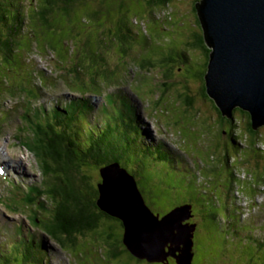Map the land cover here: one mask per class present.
<instances>
[{"label": "rangeland", "instance_id": "obj_1", "mask_svg": "<svg viewBox=\"0 0 264 264\" xmlns=\"http://www.w3.org/2000/svg\"><path fill=\"white\" fill-rule=\"evenodd\" d=\"M46 6L48 7L46 0H0L1 17L5 16L7 21L11 22L19 14L23 19V33L18 37L14 33V44L17 50L9 59L0 58V163L7 162L10 156L11 166H16V162L19 161L27 171L15 169L8 176L23 179L19 181L25 185L37 186L35 191L37 201L44 202L41 208L45 213L39 210L41 219H48L45 214L52 217L55 203L50 200L52 198L50 193L46 196L38 194L44 183L50 184L51 175L45 176L46 182L43 180L40 170L42 157L39 149L32 145V140L34 139L35 142L37 137L30 118L33 117L32 110L35 104L39 106V102L37 103L29 94L37 97V90L31 84L37 87L39 92L42 91L40 102L45 108L53 109L57 106V109H61L65 101L78 96L75 89L80 90L81 86L80 81L76 79L81 76L84 85L82 90L86 95L94 97L92 100L94 109L87 115L84 123L88 129L87 138L84 135L76 136L78 150L90 147L89 128L93 127V122H97L95 105L98 106L99 99L105 107L111 109L107 91L113 90L111 88L113 86L127 87L133 98L142 104L132 101L135 121L143 130L140 136L146 143L156 145L160 141L165 147L162 145L163 148H161L159 144L152 149L143 146L142 139L132 130L131 134L137 138V141L130 146L120 143L118 149L136 154H133L130 161L122 163V166L128 172L137 168L138 180H140L137 183L138 187L145 203L154 213L163 214L175 206L195 199L191 202L194 210L191 211L192 217L188 222L195 224V231L197 225L203 229L204 223L209 232L204 231L198 239L195 236L196 246L193 248L195 257L192 264H233L229 262V254L233 253L232 250L239 249V246L256 252L257 257L262 258L264 253L262 247L245 241L240 244L225 224H228L226 211L235 212L234 215L240 222L235 220L237 224L234 228L241 227L240 223L243 226L248 225L254 228L253 234L264 237V175L262 185L258 186L255 181L258 172H262L263 165H260L257 173L253 174L252 171L255 167V154H264V148L260 147L262 151L257 152L252 148V151H249L247 147L248 149H242L246 151L245 157L241 153L242 150L238 152L237 160L241 161H228L230 168L243 164L241 168H237L238 173H234V178L239 179L240 182L235 180L232 186L229 185L230 174L226 172V164L223 160L228 152L221 144L225 137L217 136L218 130L226 129V123L220 124L217 128L216 122L220 119L214 108L210 107L211 101L203 102L200 95H197L196 91L200 83L195 78L202 67L196 62L200 60L202 52L198 49H186L185 43L190 37L186 28L193 30L199 27L192 10L191 0H173L166 11H156L155 18L147 15L144 2L127 0V3L123 2L120 11L124 13L128 10L127 18L124 20L128 21L127 28L134 33L135 38H118L113 35L107 36L103 41L99 39L100 25L104 24L105 30L107 27L105 25L109 24L108 21L115 18L114 13L119 14L118 8L110 11L108 19L105 14L98 15L96 19L86 15L96 8L92 2H88L86 7L77 8L68 16L59 11L55 14L53 11L54 13L44 16L48 18L44 23L42 13L47 10ZM115 7H119V4ZM134 13L138 16L130 18ZM52 19L55 23H52ZM49 40L52 42L49 43ZM184 53L188 58L186 60L181 56ZM169 62H175L172 63V73L180 75L176 84L172 81L167 83L163 77L171 71ZM35 71H38V74H34ZM184 77L187 79L181 80ZM182 82L192 93L193 98L189 105L186 102L187 94ZM39 83L45 88L39 87ZM18 88L20 90L16 92ZM21 109L27 112L23 113ZM101 109H99L100 119L107 123L109 115L102 113ZM22 114L24 116L29 114V118H20ZM52 117L50 121H53ZM229 124L235 131L233 132L235 138L246 140L247 143L249 133L245 116L235 112L233 121ZM75 128L76 126L73 125V130ZM96 132L98 133L97 130ZM118 133L122 137V133L125 132L122 130ZM258 133L259 136L256 138L258 144H264V126ZM20 138L24 142H19ZM71 138H73L72 133ZM84 140L85 145L82 146ZM215 140L218 141L219 146L221 144V150L218 149ZM17 142L27 145L29 151ZM256 145L255 148H257ZM262 158L264 159V157H258L257 160ZM217 163H220L222 170L220 166L216 167ZM234 163L236 166H232ZM84 171L86 175H91L93 185H96L100 178L99 175L97 176V170L93 168ZM218 171L221 173L216 176ZM244 173L251 176V183L248 184ZM6 184L8 188L4 190L3 181L0 180V197H4L2 203L6 211L19 210L24 217H27L29 211L19 203L21 190L12 182H6ZM251 194L253 196L250 199L257 206L252 209L248 206L249 197L247 196ZM199 199L202 202L201 208L197 203ZM0 213V220L3 222L0 226L12 225L6 218L21 219L26 222L18 213L7 216L1 205ZM209 214L219 221L216 223L212 217L208 216ZM40 217L37 213V218L40 219ZM107 224L114 223L108 221ZM47 225V222L42 221L38 227L34 226L31 230H23L19 226L0 228L2 246L0 264H35L26 255L27 253L33 255L42 264H137L126 254L116 258L105 255L107 248V245L103 243L105 240L94 239L93 233L87 231L84 235H75L76 238L70 241L75 246V250L71 249L68 243L63 242L69 255L64 252L54 255L33 249L36 241L33 231L43 230ZM230 228L233 227L230 226ZM240 234H245L243 228ZM47 238L51 246L58 248L59 238ZM104 255L105 257L100 261L98 258ZM234 257L236 261H240V257L235 256V253ZM257 257L252 259L245 256V260L255 262ZM14 258L16 261L13 260ZM236 261L234 264H237ZM251 261L247 262L254 264ZM240 262L246 263L244 260Z\"/></svg>", "mask_w": 264, "mask_h": 264}, {"label": "trees", "instance_id": "obj_2", "mask_svg": "<svg viewBox=\"0 0 264 264\" xmlns=\"http://www.w3.org/2000/svg\"><path fill=\"white\" fill-rule=\"evenodd\" d=\"M142 1L145 5V10L147 12V15L150 18H155L156 11H166V8L170 7V4H172L173 0H136V2ZM199 0H191L192 2V10L195 15L196 21L198 23V28L196 29H189L186 28L189 32V41L186 42V49H198L202 52V56L200 57V60H198V63L202 68L201 72L198 74V76L195 78L198 83H200L197 92V95H200L203 102L206 100H210L212 103L215 112L217 113L219 119L218 122H216L217 128L220 126V124L226 123V129L225 130H218L217 136L222 139L223 146L226 147V153L223 157V160L226 164V172L228 171L230 174V184L233 185V181L237 180L240 182L239 179L234 178L235 174L238 173L239 170L237 168H241L243 165H234L236 167H229L228 161L233 160L235 162H239L241 160H237L238 152L242 149H248L249 151H252L254 149L257 152H260V147L262 149L264 148V144L259 143L256 139L257 136H259V129L256 131H253L250 128V119L249 115L246 112H243L237 108H235L232 111L231 118H225L223 117L219 110L217 109L214 102L211 100V98L206 94L205 92V85H204V74L206 72L207 63H208V55H209V49L207 48L205 42H204V36L203 31L201 28V25L199 23V20L196 15L195 11V3ZM88 2H92L96 7L94 10H91L86 14L88 17L96 18L98 15L105 14L106 19L109 17V14L112 12L114 8L119 9V14L114 13L115 18H112L109 22V24L105 25L107 26L105 30L103 29L104 24L100 25L99 29V39L100 41H103L107 36H113L118 38H135L133 35L134 33L131 32L127 27L128 21H125L124 18H127L128 10H126L124 13L120 11V8L123 7V2L127 3V0H46V3L48 4V8L43 15V22L46 23V20L48 18L44 17L45 15L49 13H57L59 11L60 13H63L65 15H69L71 12L76 10L80 7H86ZM129 2V1H128ZM119 4V7H115ZM54 11V12H53ZM111 11V12H110ZM1 12V11H0ZM122 16L120 18V16ZM138 16L137 13H134V15L130 16V18H135ZM166 16V14H165ZM116 19V20H115ZM124 20V21H123ZM52 23L54 22V19H52ZM50 23V25H52ZM50 29V27H48ZM16 37L19 36V34L23 33V19L18 14V17L14 18L11 22L7 21V17H1L0 16V58L2 60H6L11 58V56L14 54V52L17 50L14 44L15 41V35ZM52 42V40H49V43ZM185 50V49H184ZM176 51V50H174ZM3 56V57H2ZM183 59H188L187 56L184 54H181ZM171 63V71L167 76H163L167 83L169 81L176 82L178 81L179 74L172 73V63L175 62H169ZM186 63V62H185ZM178 64V63H176ZM145 65V64H143ZM180 66V64H178ZM174 77V78H173ZM187 78H181V80H185ZM183 87L185 88V94H187L186 102L189 105L191 103V99L193 98L191 95V90L189 87L182 82ZM20 89H24V87H20ZM19 88L16 89V92L20 90ZM31 94V93H29ZM13 95V94H11ZM14 96V95H13ZM206 103V102H205ZM73 105V104H72ZM235 112H240L243 116H245L246 120V128L247 132L249 133V140H241L240 138H235L233 132H235L229 123L233 121V114ZM52 117L53 121L46 120L44 124L38 123L39 125L33 124V127L35 129V135L37 137L36 141L34 142V139L32 140V145L34 148H38L40 155H41V167L43 170L44 175L51 174V187L49 189V193L51 194V197L55 200V207L52 210V220L48 223L47 226H45V231L47 235L53 239L59 238V244L60 247L65 250V247L63 246V242L66 244L68 243V246L71 247V249L75 250V246H73L70 241L73 238H76L75 235H84V233L91 232L94 235V239H104L103 242L105 245H107V248L105 249V255H109L111 258H116L118 256L122 255H128L131 257L132 260L136 261L137 264H140L139 260L133 258L124 248V246L121 243L122 239V224L118 219L112 218L111 216L105 214L102 212L97 206L95 201L98 199V190H97V184L101 182V179L99 178V181L96 183V185H93L94 181L91 180V175H86L85 171L86 169H95L97 170V176L99 175V169L102 167H105L106 165L110 163H118L121 167L122 163H125L127 161H130V159L134 156L133 154H136L135 152L132 153L131 151H121L118 149V145L120 143H123L125 145H131L137 141V138L131 134L132 130L135 131V129H132L127 125V123L123 124L124 132L122 133V137H120V134L118 133V123L120 120L118 119L114 125L107 126V129L104 133H102V136H96V141L91 142L90 141V147L86 148L85 150H78L76 147V144L74 142V139L71 138L72 132V125L75 121L74 115H66L65 113L61 112V110L55 111V114ZM126 116V115H125ZM230 126V127H229ZM115 132H117L115 134ZM76 134V133H75ZM129 134V135H128ZM95 135H92L94 138ZM217 142L218 149L221 150V144L219 146L218 141ZM38 142V143H37ZM258 144V145H256ZM255 145L257 148H255ZM252 148V149H251ZM231 152L229 153V151ZM217 152V151H216ZM242 154H244L243 157H245L246 151L242 150ZM161 155V154H160ZM160 155H158V158L161 159ZM261 157H264V154H255V167L252 169L253 174L257 173L259 171L260 165L262 166V172H258L257 179L255 181L258 183V186L262 185L263 183V175H264V162L263 158L260 160H257ZM239 159V158H238ZM241 159V158H240ZM237 160V161H236ZM135 165V164H134ZM137 166V165H135ZM220 166V170H222V167L220 163H217L218 167ZM138 167V166H137ZM124 168V167H123ZM213 170V169H212ZM215 170V168H214ZM213 170V171H214ZM257 170V171H256ZM227 172V173H228ZM221 171L216 172V176H219ZM252 173V172H251ZM130 175L133 176L136 183H138L140 180H138L137 175V168H135L134 171L129 172ZM248 174V173H247ZM246 175L247 182L251 183V176ZM238 177V176H237ZM190 179H188L189 181ZM221 180V179H219ZM223 183L225 182L224 180ZM223 183H220L223 185ZM255 184L253 183V186ZM224 186V185H223ZM138 187V184H137ZM226 187V186H225ZM243 188V187H242ZM53 189V190H52ZM138 190L140 191L141 195L142 192L138 187ZM191 199L188 204H192ZM198 207H202L201 200L199 199ZM203 214V212H202ZM233 215H228L227 217V223L225 224V227L232 231L234 238L240 242L245 241L248 244H255L257 247H262V251H264V237L256 236L255 234L251 233L250 231H247L248 229L251 230V226L245 225L240 223V226L236 227V221L240 222L238 219H236V216L234 213ZM164 215V214H163ZM209 217H212V219L216 221H219L214 217L213 215L209 214ZM203 217V215H202ZM108 221H111L114 223L113 225L107 224ZM217 223V222H216ZM223 223V222H222ZM221 223V224H222ZM111 224V223H110ZM194 224V223H193ZM232 226L233 228H230ZM243 228V231L245 234L241 235L240 230ZM254 229V228H253ZM198 231V234H197ZM209 232V230L205 227V224L203 223V229H200L197 225V229L194 232L193 235V247L196 246L194 240L199 238L203 232ZM89 234V233H88ZM245 235V236H244ZM195 236H197L195 238ZM61 241V242H60ZM239 244V245H240ZM241 248V250H239ZM34 249V247H33ZM239 249L236 248L232 250V254H229V262L236 261L235 256L240 257V261L244 260L245 264H250L247 261L251 260H245V256L249 258L257 257V255L252 251L248 249L242 248V246H239ZM66 251V250H65ZM108 252V253H107ZM29 258H31L34 261L36 259L31 254H26ZM104 256H100L101 258H98L100 261L103 259ZM24 257V256H23ZM195 257V253L193 251V258ZM169 258V257H168ZM167 258V263H169V260ZM171 258V257H170ZM234 258V259H233ZM16 261V258L13 259ZM211 260V258H210ZM232 260V261H231ZM238 260V259H237ZM240 261H236L237 264H241ZM145 262V261H144ZM193 262V259H192ZM254 264H264V253L263 257H257V261L253 262ZM146 263V262H145ZM175 263V261H174ZM24 264V263H22ZM37 264H41L39 261ZM147 264V263H146Z\"/></svg>", "mask_w": 264, "mask_h": 264}, {"label": "water", "instance_id": "obj_3", "mask_svg": "<svg viewBox=\"0 0 264 264\" xmlns=\"http://www.w3.org/2000/svg\"><path fill=\"white\" fill-rule=\"evenodd\" d=\"M195 11L209 49L205 92L220 114L237 108L253 131L264 126V0H199ZM96 206L122 224L121 243L147 263L192 264L195 224L191 205L159 216L145 203L137 183L118 163L99 169Z\"/></svg>", "mask_w": 264, "mask_h": 264}, {"label": "bare ground", "instance_id": "obj_4", "mask_svg": "<svg viewBox=\"0 0 264 264\" xmlns=\"http://www.w3.org/2000/svg\"><path fill=\"white\" fill-rule=\"evenodd\" d=\"M47 7V6H46ZM49 8V7H48ZM47 8V9H48ZM66 102H68V101H65V103ZM64 103V104H65ZM141 104V103H140ZM142 123V122H141ZM142 126H144V124L142 123ZM9 159V158H8ZM10 164V160H8L7 162H2V164H1V166H3V167H5V166H7L9 169H8V172L9 173H13V170H15V167L14 166H11V165H9ZM11 179L14 181V178L11 176ZM53 190V189H52ZM197 217V216H196ZM197 221V220H196Z\"/></svg>", "mask_w": 264, "mask_h": 264}, {"label": "clouds", "instance_id": "obj_5", "mask_svg": "<svg viewBox=\"0 0 264 264\" xmlns=\"http://www.w3.org/2000/svg\"><path fill=\"white\" fill-rule=\"evenodd\" d=\"M138 129H139V128H138ZM138 129H137V130H138ZM140 138H141V137H140ZM141 139H142V141H143V142H142V145H143V146H145V147H147V148L150 147V149H152L153 146H152L151 144L146 143V141H145L143 138H141ZM122 168H123V167H122ZM124 169H125V168H124ZM125 170H126V169H125ZM126 171H127V170H126ZM127 172H128V171H127ZM128 173H129V172H128ZM184 204H188V203H183V205H184ZM178 206H180V205H178ZM175 207H176V206H175ZM173 208H174V207H173ZM193 210H194V209L191 207V211H193ZM167 212H169V211H167ZM167 212H166V213H167ZM153 213H154V212H153ZM166 213H165V214H166ZM155 214H157V213H155ZM159 216H162V215H159Z\"/></svg>", "mask_w": 264, "mask_h": 264}, {"label": "flooded vegetation", "instance_id": "obj_6", "mask_svg": "<svg viewBox=\"0 0 264 264\" xmlns=\"http://www.w3.org/2000/svg\"><path fill=\"white\" fill-rule=\"evenodd\" d=\"M169 211V210H168ZM167 212V211H166ZM166 212H164L163 214H165ZM163 214H160V215H163ZM168 260H169V264H175L174 263V260L172 259V258H168ZM141 264H143V263H145L144 261H139ZM154 264H156V263H154ZM228 264H230V263H228Z\"/></svg>", "mask_w": 264, "mask_h": 264}]
</instances>
